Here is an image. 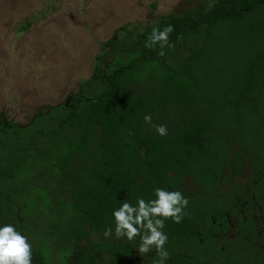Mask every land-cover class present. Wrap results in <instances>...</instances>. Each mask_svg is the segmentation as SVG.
I'll return each mask as SVG.
<instances>
[{
    "label": "trees",
    "instance_id": "1",
    "mask_svg": "<svg viewBox=\"0 0 264 264\" xmlns=\"http://www.w3.org/2000/svg\"><path fill=\"white\" fill-rule=\"evenodd\" d=\"M169 24L174 48L145 47L153 27ZM128 42L124 57L97 60L76 92L29 124L0 122V226L32 240V264H125L121 238L90 240L114 234L122 203L155 199L157 187L185 195V177L202 192L220 178L234 185L245 164L264 169V0H213ZM41 193L58 203L47 214L33 207ZM56 236L62 255L42 244Z\"/></svg>",
    "mask_w": 264,
    "mask_h": 264
},
{
    "label": "rangeland",
    "instance_id": "2",
    "mask_svg": "<svg viewBox=\"0 0 264 264\" xmlns=\"http://www.w3.org/2000/svg\"><path fill=\"white\" fill-rule=\"evenodd\" d=\"M212 1L0 0V122L29 124L36 114L76 92L97 60L104 66L115 53L124 57L131 49L132 32L171 13L208 7ZM234 180L244 182L240 176ZM230 186L228 181L223 188ZM50 205L56 207V199L41 193L33 207H42L47 214ZM28 230L31 236L41 231ZM55 238L56 242L42 240V244L46 251L52 249L54 254L56 247L62 255L65 241ZM107 238L101 232L90 236V240Z\"/></svg>",
    "mask_w": 264,
    "mask_h": 264
},
{
    "label": "flooded vegetation",
    "instance_id": "3",
    "mask_svg": "<svg viewBox=\"0 0 264 264\" xmlns=\"http://www.w3.org/2000/svg\"><path fill=\"white\" fill-rule=\"evenodd\" d=\"M238 176L243 184L234 182L224 189L220 178L217 188L202 192L192 178L183 179L185 221L165 223V264H264V169L259 174L247 169ZM121 243L125 264H155L158 259L154 249L139 253V236L133 241L121 238Z\"/></svg>",
    "mask_w": 264,
    "mask_h": 264
},
{
    "label": "clouds",
    "instance_id": "4",
    "mask_svg": "<svg viewBox=\"0 0 264 264\" xmlns=\"http://www.w3.org/2000/svg\"><path fill=\"white\" fill-rule=\"evenodd\" d=\"M173 31L174 28L170 24L162 29L159 26L153 27L145 47L154 48L158 44L159 55H164L165 47H175V44L169 42ZM144 120L151 124V115H145ZM153 126L160 136L168 134L165 125ZM154 196L155 199L148 201L138 198L135 205L124 202L114 209V235L118 239L127 238L129 241L139 236V253L144 256L154 249L158 257L155 264H165L169 259V253L164 247L168 242V236L163 231L165 221L171 219L175 223H181L188 199L179 190L169 191L160 187L154 189ZM112 235L111 227L104 231L105 237ZM0 264H32V245L27 236L21 234L12 224L0 226Z\"/></svg>",
    "mask_w": 264,
    "mask_h": 264
}]
</instances>
